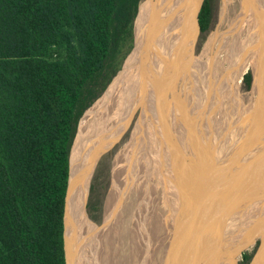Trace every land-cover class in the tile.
<instances>
[{
    "label": "bare ground",
    "instance_id": "obj_1",
    "mask_svg": "<svg viewBox=\"0 0 264 264\" xmlns=\"http://www.w3.org/2000/svg\"><path fill=\"white\" fill-rule=\"evenodd\" d=\"M147 1L148 0H143L140 4V9L136 17L135 37L132 49L125 58L122 64L123 66H121L120 70L101 96H99V98L84 112V117L79 125L78 137L73 144L70 154V179L64 220V240L67 264H151L152 260L157 256V246L159 248L160 245L161 250L169 245V250L164 254V256L166 255L164 262L160 260V264H185L186 261L187 264H190L192 257L197 258L199 254L204 257L209 254L210 250L212 252L216 248L215 245L224 242V237L228 235V233H232L236 230L235 225L238 223L242 225L245 224L247 217H244V214L247 213L251 207L254 209L255 205L260 207L261 205L264 206V151L262 155L261 153L259 154L261 155L260 164H258V162L257 167L248 168L250 171L248 170L249 172L245 175L241 173L243 175L241 176L242 178L235 177L237 175L234 173V177L231 176L234 180L229 181L228 185H226L221 182L222 179L226 178V175H223L224 178L219 181V183L222 184L221 188H219L218 185L214 186V182L208 188L205 186L206 183H204V180L206 176L210 175L212 177L213 172L211 170L209 172V169H211V164H213V162L204 159V161L198 160L197 155L193 152L194 149H196V145L192 147L194 145L192 143V146H190L192 148L189 150H192L191 153L195 160L192 162V166L190 165L189 167L197 169L193 171L196 174L194 176L195 182L193 181L192 186L190 185L191 181H188L187 191L191 189V192L189 191L188 193H191L190 195H192L195 200L192 201V205L191 201L190 204L187 203L188 208H186V210L189 211L187 213L185 212L183 200V198L185 199V195H183V192L179 195L178 189L181 186L180 183L186 184V181L184 177L183 179L181 178L182 175L180 177V173L182 172L180 171L181 166L178 159L176 157H173L174 160L170 159V155L174 152L169 155L162 147L159 149L160 151L157 152V146H155L156 140L152 139L150 143L144 139L147 133H150L148 136L152 135V133L149 132L152 128L153 131L156 130L155 128H158L155 133H160L158 134V138L160 139L158 143L162 145L166 143L163 138L166 139V137H169L167 136L168 133H166L168 132L167 121H170L172 126H176L177 122L180 123L182 121H184V125H191L193 121L199 122V118L196 117L197 115L195 113L197 110L199 112L202 108H200V101L202 102L203 93L205 94L206 92V96L207 93H210L208 98L211 99L212 94L215 95L221 90L218 87L221 81L215 82L210 80V83L205 81L210 77L209 71H212L211 68H213V65L208 68V63H202L200 59L196 62H191L189 65L187 63L189 55L192 58L194 57L193 51L199 32L197 16L203 0ZM241 2L242 6L240 13L236 15L237 17H235V20L232 18L231 27L229 26L230 28H228L230 30L231 39L230 41L226 39V45L224 46L227 48V57L231 67L229 74L232 76L231 78L232 81H234L235 88H238L237 79L240 81L241 78L239 79L238 76L241 74L246 64L249 62L253 65V74L255 76L253 87L259 95L261 94L257 108L261 103V126H263L264 98H262V95L264 91L263 89H261V91L259 89L261 87L260 83L263 82L261 77L264 73V68H261V60H264L262 57L264 48L261 46V8L264 9V0H253V2L251 0H241ZM230 3L231 0L223 1L220 15L221 22L226 21ZM172 41L174 42L169 46ZM184 68L186 69L184 70ZM216 75H218V72ZM175 78L177 79L174 80ZM206 82L208 85L206 86V84H204L205 86H202V84ZM160 83L161 88L159 92L155 93L156 89L152 91V94L154 93L152 96L157 100L155 108L152 110V113H154L150 114L152 115V123L150 122L151 124L148 125L147 122L145 124V120L143 119L145 113L141 116L138 123L135 125L136 129H134L135 132L133 131V139L129 144L124 158H122L121 170L114 173L116 188L104 206V223L99 227L98 238V236L86 225V223L93 225V222L88 219L85 209L93 169L99 158L107 153L124 134L139 105L140 95H145L148 91H151L150 89L153 86ZM212 83L213 85L216 84V86H212ZM235 88L234 92L236 94ZM206 89H209V92L208 90L206 91ZM165 91H169L171 94L169 97L170 99L167 97L169 100H167L168 109L166 108L167 112L169 111L170 113L169 118L166 117L168 113L166 112L165 114V108L164 105H162L163 99H160V93L166 94L164 93ZM220 97L223 98L222 96ZM226 100L229 101V99ZM204 101H208V99ZM186 102H189L188 106H190L188 107V112L192 111L190 115L185 109V112L182 113L183 116L178 113L180 118H178V120H173L171 117L172 110H176V108L179 110L183 107L182 105L185 106ZM153 104H155V101ZM247 104L249 105V103ZM228 107L230 106L227 105V108ZM247 108L249 109V107ZM216 110H218V108ZM224 110L230 111V109L226 108ZM245 111L246 107L244 112L239 113V124L246 120ZM144 112H146V110H144ZM231 112L233 113V111H230V113ZM211 113H209L210 117L212 116ZM225 113L228 116L229 113ZM191 114L194 116H191ZM202 114L204 115L203 112ZM224 114L222 113V115ZM218 121H220V119ZM184 125L181 124V126ZM193 125L195 126V124ZM194 126L192 127L194 128ZM175 130H177V128ZM200 130L198 131L200 132ZM188 133L192 134V132ZM195 133L197 134L196 131H193L194 135H196ZM194 135H192V137ZM237 137L240 139L243 138V135L241 134L240 136L237 135L234 137V141L236 142L238 141ZM158 138L156 139L158 140ZM261 138H263L264 141L263 132ZM191 139L193 141V138ZM219 141L223 142L224 145L230 142L221 139ZM186 142L185 140V145ZM174 143L171 144L174 145ZM172 147L170 146L169 148L172 149ZM252 147H254V145ZM212 148L214 149V147ZM222 148L223 147H221V149ZM173 149L177 151L176 147ZM230 150L231 148L229 147L227 153L231 154ZM168 151L171 152L170 150ZM212 154L214 158L215 152ZM202 156L203 155H201V157ZM177 157L179 156L177 155ZM208 158H210V156ZM250 158L252 157L250 156ZM246 159L248 160L247 157ZM184 164L188 166L186 163H183V165ZM239 164L241 163L239 162ZM239 164L237 163V165ZM187 169L188 167L182 169V171ZM190 172H192L191 169ZM225 173H227V170H225ZM184 175H186V173H183V176ZM221 175L217 177L220 178ZM227 180L228 179L225 181ZM200 185L204 186L206 197H203L204 194L201 195V191H199L200 188L198 187ZM196 189L199 190L197 191ZM214 191H216V194ZM212 193L217 196V203L211 202L214 195ZM208 195H210V197H208ZM190 198L191 196L187 197L188 201ZM182 211L185 212L186 217L181 216L179 223L175 226L172 217L174 215H176V217L178 215L180 216ZM158 233H160V236ZM103 240H105V242ZM197 240L198 242H196ZM177 245H179L180 248ZM261 254L264 257V248ZM210 259H213V257L211 256ZM220 260H222V264H224V257ZM207 264H212V260H209ZM257 264H264V260L261 263L257 262Z\"/></svg>",
    "mask_w": 264,
    "mask_h": 264
},
{
    "label": "trees",
    "instance_id": "obj_2",
    "mask_svg": "<svg viewBox=\"0 0 264 264\" xmlns=\"http://www.w3.org/2000/svg\"><path fill=\"white\" fill-rule=\"evenodd\" d=\"M141 1L0 0V264H67L78 122L132 49ZM213 13L203 0L202 33Z\"/></svg>",
    "mask_w": 264,
    "mask_h": 264
},
{
    "label": "rangeland",
    "instance_id": "obj_3",
    "mask_svg": "<svg viewBox=\"0 0 264 264\" xmlns=\"http://www.w3.org/2000/svg\"><path fill=\"white\" fill-rule=\"evenodd\" d=\"M143 1V0H142ZM141 1V2H142ZM212 1V5H213V18H212V23H211V26L210 28L208 29V31L202 33L199 29V32H198V36H197V41L195 42V46H194V51H193V58L189 55V60H188V65L191 63V62H196L198 61V59H200V61H202V63H208V68L213 65V68L211 72L209 71V76L205 81H207L208 83H210V80L211 81H215V82H219L221 81V83L218 85L219 90L218 93H216L215 95L212 94L211 95V99H209L208 97L210 96V93H207V96H206V92L205 94L203 93V97H206V98H203L202 97V93H201V97H202V102L200 101V111L198 112V110L196 111V117L197 121H193V124L198 125V126H194L193 124L191 125H184V121L180 122L182 125L184 126H181L180 123H176V126H172L170 121L168 122L167 121V131L166 133L167 136L169 137H166L163 138L164 144H160L158 143V141L160 140L158 138V134H156L155 132L157 131L158 128H155L156 130L153 131V128L151 129V126H150V131L152 133L151 136H148L150 135V133L146 134V137H145V141H149L151 143V140L154 139L156 140V144L155 146H157V149L156 151L159 152L161 149V147L170 155L172 154V152H176L175 154L173 153L172 155H170V159H173L176 157L180 163V166H181V172L180 173V177L182 175V179L184 177V180L186 181V184L184 183H180L181 186L180 188L178 189L179 190V195L182 194L183 192V195H185V199L183 198L184 200V209L186 210V208H188L187 206V203L190 204V201H191V205L193 204L192 201H194L195 199L192 197V195H190L191 193H188L189 191L191 192V189L189 191H187V184H188V181H191V184L193 186V181H194V176L196 175L193 171L196 170L195 168L193 167H189L190 165L192 166V162H194V157L192 156V150H189L190 148L194 147L195 145V148L193 152H195V155H197V159L202 161L203 159L204 160H208L210 162H213V164H211V169H209V172L210 170L213 172L212 174V177L209 175V176H206V179L204 177V183L206 187H210V185H212V183L214 182L215 184H213L214 186L215 185H218L219 188H221L222 184L219 183V181L224 178L223 175H226V178L222 179L221 182L228 185V182L231 181V180H234V178H232L231 176L234 177V173H236L235 177H240L242 178L241 176L247 174V172H249L250 170L248 168H254L255 166L257 167V163L260 164L261 162V155L262 153L260 152L261 151V135H262V132L264 133V124L263 126H261V103L259 104L260 106L257 108V104L258 102L260 101L259 97V93L254 89L253 85H254V81H255V76L253 74V68H252V63H247L246 66L244 67L243 71L241 72V74L238 76V78L240 79V81L237 79L238 81V88H235L234 87V81H232V76L231 74H229V70H230V63H229V59L227 57V48H225L224 45H226L225 43V40L229 39L228 41H230L231 39V36H230V30L228 28L231 27V20H235L237 17L236 15H238V13H240V10H241V6H242V2L241 0H231V3L229 5V12H228V15H227V18H226V21H223L221 22V12H222V5H223V1L224 0H211ZM253 2V0H251ZM202 6V5H201ZM139 9H140V5H139ZM201 9V7H200ZM139 11V10H138ZM200 12V11H199ZM199 15V13H198ZM198 17V16H197ZM263 17V18H262ZM233 18V19H232ZM198 19V18H197ZM135 24H136V20L134 22V28H133V39L132 41L131 40H127L124 42L123 46H122V52H126L130 46V44L132 43V47H133V41H134V37H135ZM264 9L261 8V46L264 48ZM230 26V27H229ZM263 28V29H262ZM226 32V33H225ZM228 32V33H227ZM225 33V35H224ZM228 34V35H227ZM214 35H215V39H214ZM226 37V38H225ZM223 38V39H221ZM221 40V41H220ZM227 41V42H228ZM219 43V44H218ZM218 44V45H217ZM229 45V44H228ZM218 47V48H217ZM258 47V46H256ZM221 49V50H220ZM257 57V56H255ZM263 59H264V54L262 55ZM211 58V59H210ZM258 58V57H257ZM255 59V58H254ZM221 60V61H220ZM123 66V65H122ZM227 68V69H226ZM261 68H264V60H261ZM186 68H184L185 70ZM218 72V75H216V73ZM228 73H227V72ZM250 74V85L247 86L246 84V80L244 79L245 78V75H248ZM223 76V77H221ZM225 76V77H224ZM229 76V78H228ZM114 78V77H113ZM228 78V79H226ZM262 83L261 84V87H260V91L261 89H263L264 91V73L262 75ZM177 78H175L174 80H176ZM222 79V80H220ZM112 81V80H111ZM206 83H203L202 86L204 84H206V86L208 85ZM224 84H223V83ZM227 82V83H226ZM227 84V85H226ZM158 85V86H157ZM212 86H216L213 85V83L211 84ZM231 85V86H230ZM205 86V85H204ZM225 86V88H224ZM230 87V88H229ZM161 88V83L160 84H156V86H153L150 90V92L146 93L145 95L144 94H141L140 95V98H139V105L138 107L136 108L134 114H133V117L130 121V123L128 124V127L127 129L125 130L124 134L122 135V137L115 143V145L107 152L105 153L104 155H102L99 160L97 161L94 169H93V172H92V177H91V180H90V187H89V193H88V198H87V203H86V213L88 215V217L92 220L93 222V225H90L89 223H86V225L90 228L91 231H93L97 236H98V233H99V227H101L104 223V211H105V204L107 202V200L110 198V196L114 193L115 191V188H116V183H115V175L114 173H116L118 170H121V166H122V158H124V155L126 154L127 152V149L129 147V144L131 143L132 139H133V134L135 132L134 129L135 128V125L138 123L139 119L141 118V116H145L143 117V119L145 120V124L148 122V125L152 123V115L150 114H153L152 113V110L155 108V105L157 103V100L156 98H154V96H152V91L153 89H156L155 93H158L159 90ZM214 88V87H213ZM217 88V87H216ZM223 88V89H222ZM228 90H227V89ZM232 88V89H231ZM234 88L236 89V94L234 92ZM215 89V88H214ZM231 89V90H229ZM208 90L209 92V89H206V91ZM217 90V89H216ZM223 90V91H222ZM229 91V92H228ZM169 92V91H168ZM164 92L166 94H163V93H160V99L162 100L163 99V102H162V105H164V108H165V114L167 112V109H168V101L171 96L170 92ZM202 92V91H201ZM223 93V94H222ZM227 93V95H226ZM162 94V95H161ZM200 94V93H199ZM209 94V95H208ZM235 94V95H234ZM224 95V96H223ZM232 95V96H231ZM153 99H152V97ZM166 96V98H165ZM196 96V95H195ZM213 96V97H212ZM215 96V98H214ZM220 96H222L224 99H229V101H227L226 99L224 100L223 98H221ZM167 97L169 99H167ZM200 97V98H201ZM217 97V99H216ZM239 99H238V98ZM250 97V98H249ZM99 98V97H98ZM97 98V99H98ZM151 98V99H150ZM213 98V99H212ZM236 98V99H235ZM262 98H264V94L262 95ZM165 99V100H164ZM205 99H208V101H204ZM218 99H221V100H218ZM210 100V101H209ZM224 100V101H223ZM231 100V101H230ZM239 100V101H238ZM264 100V99H263ZM155 101V104H153ZM204 101V102H203ZM212 101V102H211ZM218 101V102H217ZM221 101V102H220ZM225 101H226V104L230 107L227 108V105L225 104ZM235 101V102H233ZM262 101V100H261ZM95 102V101H94ZM93 102V103H94ZM146 102V103H145ZM216 102V103H215ZM220 102V103H219ZM237 102V103H236ZM92 103V104H93ZM215 103V104H214ZM223 106H222V104ZM232 105H230V104ZM237 105H236V104ZM249 103V105L247 104ZM255 103V104H254ZM91 104V105H92ZM219 106H218V105ZM225 104V105H224ZM234 104V105H233ZM247 104V106H246ZM252 104V105H251ZM90 105V106H91ZM148 105V106H147ZM154 105V106H153ZM189 105V102H186L185 106L182 105L183 107H181L179 110L176 108V110H172L171 114V117L173 120H178V118H180V115H182L183 112H187L189 115L190 113L192 112H188V106ZM203 105V106H202ZM207 105V107H206ZM89 106V107H90ZM205 106V107H204ZM226 106V107H225ZM256 106V107H255ZM88 107V108H89ZM146 107V108H145ZM149 107V108H148ZM220 107V108H219ZM223 107V108H222ZM245 107H246V114H245V118L246 120L241 122L239 124V113H242L244 112L245 110ZM249 107V109L247 108ZM253 107V108H252ZM87 108V109H88ZM145 108V109H144ZM151 108V109H150ZM167 108V109H166ZM204 108V109H203ZM207 108V109H206ZM215 108V109H213ZM218 108V110H216ZM230 109V111H233V113L231 114L230 111H226L224 109ZM235 108V109H234ZM86 109V110H87ZM146 110V112H144V110ZM148 109V111H147ZM186 109V110H185ZM209 109V110H208ZM213 109V110H211ZM85 110V111H86ZM182 110V112H181ZM185 110V111H184ZM206 110V111H205ZM250 110V111H249ZM205 111V112H204ZM214 113L215 111V115L211 113V117L209 115V113ZM258 111V112H257ZM148 112V113H147ZM202 112L204 113V115L202 114ZM225 112H228V116ZM253 112V113H252ZM257 112V113H256ZM147 113V114H146ZM168 114H166V117L169 118V111L167 112ZM175 113V114H174ZM180 115H179V114ZM222 113L224 115H222ZM84 114V113H83ZM221 117H220V115ZM234 114V115H233ZM256 114V115H254ZM150 115V116H149ZM168 115V116H167ZM176 115V116H175ZM217 115V116H216ZM183 116V115H182ZM191 116H194L193 114H191ZM209 116V117H208ZM224 116V117H223ZM227 116V118H226ZM232 116V117H231ZM235 116V117H234ZM84 117V115H82V117L80 118V121L82 120V118ZM150 117V118H149ZM174 117V118H173ZM255 117V118H254ZM209 118V119H207ZM213 118V119H212ZM216 118V119H215ZM234 118V119H233ZM249 118V119H248ZM184 120H186L185 118H182ZM220 119V121H218ZM224 119V120H223ZM238 119V120H237ZM256 119V120H255ZM260 119V120H259ZM149 120V121H148ZM168 120V119H167ZM202 120V121H200ZM209 120V121H208ZM223 120V121H222ZM255 120V121H254ZM258 120V121H257ZM80 121H79V124H78V127H77V134H76V138H75V141L78 137V133H79V125H80ZM228 121V123H227ZM151 122V123H150ZM191 122V121H190ZM197 122V123H196ZM230 122V123H229ZM253 122V123H252ZM186 123V122H185ZM188 123V122H187ZM207 123V124H205ZM220 123V124H219ZM225 123V124H224ZM231 123H232V126H231ZM247 123V124H246ZM158 124V123H157ZM218 124V126H217ZM234 124V125H233ZM243 124V125H242ZM259 124V125H258ZM147 125V127H148ZM156 125V124H154ZM178 125V126H177ZM180 125V126H179ZM211 127H210V126ZM214 127H213V126ZM223 125V126H222ZM225 125V126H224ZM239 125V126H238ZM242 125V126H240ZM258 125V126H256ZM194 126V128L192 127ZM238 126V127H236ZM146 127V128H147ZM158 127V126H157ZM215 127H216V130H215ZM229 127V128H228ZM247 127V128H246ZM256 127V129H255ZM172 128V129H171ZM177 128V130H175ZM178 128H181V129H178ZM191 128V129H190ZM220 128V129H219ZM226 128V129H225ZM241 128V129H240ZM245 130H244V129ZM254 130H253V129ZM175 131H174V130ZM188 131H186V130ZM190 129V130H189ZM197 132L196 135L193 134V131ZM201 129V130H200ZM210 129V130H209ZM213 129V130H212ZM247 129V130H246ZM258 129V131H257ZM170 130V131H169ZM180 130V132H179ZM200 130V132L198 131ZM252 130V131H251ZM134 131V132H133ZM159 131V130H158ZM178 131V132H176ZM186 131V132H185ZM203 131V132H202ZM223 131V132H222ZM238 131V132H237ZM243 131V132H242ZM148 132V131H147ZM170 132V133H169ZM173 132V133H172ZM188 132H192L191 133H188ZM210 132V133H209ZM225 132V133H224ZM183 133V134H182ZM232 133V134H230ZM239 133V134H238ZM243 135V138H240L237 137L238 141H234V137H236L237 135ZM247 133V135H246ZM172 134V135H171ZM176 134V135H174ZM191 134V135H189ZM199 134V135H198ZM222 134V135H221ZM252 134V135H251ZM182 135V136H181ZM184 135V136H183ZM192 135L194 136H198V137H192ZM201 135V136H200ZM187 136V137H186ZM191 136V137H190ZM218 136V137H217ZM224 136V137H223ZM233 136V137H232ZM254 136V137H253ZM162 137V136H161ZM189 137V139H188ZM158 138V140L156 139ZM175 138V139H174ZM193 138V141L192 139ZM195 138V139H194ZM200 140H198V139ZM224 138V139H223ZM254 138V139H253ZM168 139V140H167ZM170 139V141H169ZM197 139V141H196ZM226 140V141H230V142H227V145L225 146L223 144V142H220L219 140ZM176 140V141H175ZM179 140V141H178ZM185 140L188 142H186V145H185ZM214 140V141H212ZM217 140V141H216ZM240 140V141H239ZM263 140V138H262ZM74 141V143H75ZM168 141V142H167ZM176 145H175V143ZM208 141V142H207ZM247 141V142H246ZM207 142V143H206ZM216 142V143H215ZM246 142V143H245ZM258 142V143H257ZM149 143V145H150ZM174 143V145L172 144ZM194 144L193 146L191 144ZM214 143V144H213ZM231 143V144H229ZM260 143V144H259ZM212 144V145H211ZM244 146H243V145ZM246 144V145H245ZM164 145V146H163ZM184 145V146H183ZM200 145V146H199ZM214 145V146H213ZM231 145V146H229ZM254 145V147H252ZM259 145V146H258ZM172 147V149H170L169 147ZM186 146V147H185ZM192 146V147H190ZM198 146V147H197ZM229 146L231 148L230 150V153H227V150L229 149ZM240 146V147H239ZM166 147V149H165ZM177 148V151H175L176 149H173V148ZM214 147V149L212 148ZM221 147H223L221 149ZM250 147V148H249ZM187 148V149H186ZM226 148V149H225ZM228 148V149H227ZM256 148V149H255ZM260 148V149H259ZM186 151H185V150ZM198 149V150H197ZM203 151H202V150ZM208 149V150H207ZM213 149V150H212ZM236 149V151H235ZM245 149V150H244ZM163 150V151H164ZM168 150H170L171 152H169ZM250 150V151H249ZM182 151V152H181ZM201 153H200V152ZM224 151V152H223ZM234 151V152H233ZM248 151V153H247ZM259 151V152H258ZM263 151H264V147H263ZM181 152V153H179ZM186 152V153H185ZM213 152H215V155H214V158H213ZM223 152V153H222ZM252 152V153H251ZM179 153V154H178ZM185 153V155H184ZM206 153V154H205ZM244 153V155H243ZM247 153V154H246ZM251 153V154H250ZM261 153V155H259ZM236 154V155H235ZM177 155L179 157H177ZM201 155H203L201 157ZM210 158H208L209 156ZM226 155H227V158H226ZM238 155V156H237ZM249 155V156H247ZM259 157H258V156ZM188 156V157H187ZM229 156V157H228ZM250 156L252 158H250ZM254 156V157H253ZM166 157V156H165ZM174 157V158H173ZM192 157V158H191ZM199 157V158H198ZM213 160H212V158ZM246 157L248 158V160L246 159ZM245 158V159H243ZM250 158V159H249ZM234 159V160H233ZM259 159V160H258ZM189 160V161H188ZM203 160V161H204ZM212 160V161H211ZM231 162H230V161ZM245 160V161H244ZM250 160V162H249ZM188 161V163H187ZM247 161V163H246ZM173 162V161H172ZM239 162L241 164H239ZM183 163H186L188 166H185V164L183 165ZM234 163V164H233ZM237 163L239 165H237ZM245 163V164H243ZM225 164V166H224ZM233 164V165H232ZM236 164V165H235ZM255 164V165H254ZM214 165V166H213ZM233 166V167H232ZM249 166V167H248ZM188 167L187 170L185 171H182V169ZM196 167V165H195ZM239 167V168H237ZM245 169H244V168ZM190 169L192 172H190ZM204 169V167H203ZM230 171H229V170ZM235 169V170H234ZM238 169V170H237ZM245 171L246 169V173L243 172ZM225 170H227V173H225ZM241 170V171H240ZM249 170V171H248ZM232 171V172H231ZM236 171V172H235ZM211 172V173H212ZM224 172V173H223ZM229 172V173H228ZM183 173L186 175L183 176ZM210 173V174H211ZM243 175H242V174ZM222 174V175H221ZM228 174V175H227ZM240 174V175H239ZM220 178H218L217 176H220ZM217 177V178H216ZM231 178V179H230ZM218 179V180H217ZM226 179H228L227 181H225ZM211 180V181H210ZM236 180V179H235ZM195 182V181H194ZM217 183V184H216ZM208 185V186H207ZM200 188L199 191H201V195H203V197H206V190L204 189V186L203 185H200L198 186ZM203 188V189H202ZM197 190V189H196ZM197 190V191H198ZM217 191V190H216ZM216 191H214V193L216 194ZM187 193V195H186ZM212 193V194H214ZM219 193V192H218ZM217 193V195H218ZM228 193H229V190H228ZM213 195V198L211 200V202H216L218 201V198L216 195ZM190 200L188 201L187 197H190ZM233 196V195H232ZM208 197H210V195H208ZM264 197V196H263ZM261 197V198H263ZM215 199V200H214ZM100 205V206H99ZM101 207V208H100ZM190 207V206H189ZM191 208V207H190ZM189 210H186L185 212L187 213ZM91 213L92 215H95V216H99V220H94L90 217V214ZM191 214V213H190ZM214 217V216H213ZM103 219V220H102ZM173 219V223L174 225L176 226L177 223H179L180 221V218H179V215L176 217V215H174L172 217ZM201 230V229H200ZM191 236V235H190ZM99 238V236H98ZM200 240V239H198ZM198 240L196 242H198ZM105 242V240H103ZM100 243V242H99ZM257 244V243H256ZM256 244H253L252 246L249 247V249H247L246 251V254H248L249 258L245 260V257L244 255H240L238 257V261H239V264H257L258 263H261L263 262L264 260V257L262 256L261 254V246L259 248V251L257 250V245ZM169 245L168 246H165L164 249L162 250H159L158 252V258L160 260V258H163L162 255L164 254L165 250H169ZM180 248V246H179ZM161 255V256H160ZM78 256V255H77ZM155 262V261H154ZM153 262V263H154Z\"/></svg>",
    "mask_w": 264,
    "mask_h": 264
},
{
    "label": "water",
    "instance_id": "obj_4",
    "mask_svg": "<svg viewBox=\"0 0 264 264\" xmlns=\"http://www.w3.org/2000/svg\"><path fill=\"white\" fill-rule=\"evenodd\" d=\"M75 138H76V135H75ZM75 138H74V141H75ZM74 141H73V144H74ZM261 141H262L261 142L262 143L261 153H263L264 141L263 140ZM73 144H72V148H73ZM69 175H70V172H69ZM69 179H70V176H69ZM68 187H69V180H68ZM67 192H68V188H67ZM66 197H67V194H66ZM65 208H66V204H65ZM252 208L253 207H251V209L247 213L244 214V217H247V221L245 224L242 225L241 223H238L237 225H235L236 230L233 231L232 233H228V235H226L227 237L226 236L224 237V242H222L221 244L215 245L216 248L213 247L215 249L211 252V254L209 253L204 257L201 254H199L197 258L192 257L190 264H207L209 260L210 261L212 260V264H222V260L220 259L223 257H224V264H238V257L242 255L247 249H249L250 246L255 244L258 239L260 240V246H262L264 242V206L261 205L260 207L258 205H255V208L254 209ZM88 219L91 220L89 217ZM64 220H65V215H64ZM64 224H65V221H64ZM259 248H258V251H259ZM211 256L213 257V259H210ZM185 264H187V261L185 262Z\"/></svg>",
    "mask_w": 264,
    "mask_h": 264
},
{
    "label": "flooded vegetation",
    "instance_id": "obj_5",
    "mask_svg": "<svg viewBox=\"0 0 264 264\" xmlns=\"http://www.w3.org/2000/svg\"><path fill=\"white\" fill-rule=\"evenodd\" d=\"M150 0H148L147 2H149ZM141 4V3H140ZM174 41H172V42H170V44H169V46L173 43ZM128 127V126H127ZM127 129V128H126ZM184 211H182L181 212V214H180V216H179V218H181V216L182 217H184L185 216V212L183 213ZM186 217V216H185ZM182 229V228H181ZM180 229V230H181ZM179 230V231H180ZM159 234V236H160V233H158ZM257 243V244H256ZM255 244L257 245V250H258V248H259V246H260V240L258 239L257 240V242H256ZM178 247H179V245H177ZM160 247H161V245H160ZM160 247L158 248V246H157V249H156V252H157V256H155L156 258H154L153 260H152V262H151V264L155 261L156 262V264H160V260H162V262H164V259H165V256H164V254H165V252H167L168 250H165V252H164V254H163V258H161L160 260H158L157 258H158V252H159V249H160ZM263 248H264V242H263V244H262V246H261V253H262V251H263ZM161 250V249H160ZM247 251V250H246ZM246 251L242 254V255H245L246 254ZM210 254H211V250H210V252H209ZM241 255V256H242ZM248 255V254H247ZM153 257H154V255H153ZM152 257V258H153ZM245 260H246V258H245ZM155 262L153 263V264H155ZM238 264H239V261H238Z\"/></svg>",
    "mask_w": 264,
    "mask_h": 264
}]
</instances>
